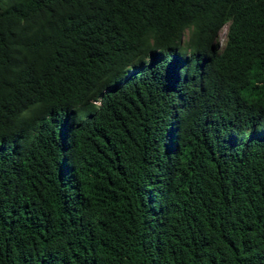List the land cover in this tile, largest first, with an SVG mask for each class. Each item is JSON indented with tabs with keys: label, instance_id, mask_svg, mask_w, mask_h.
<instances>
[{
	"label": "trees",
	"instance_id": "1",
	"mask_svg": "<svg viewBox=\"0 0 264 264\" xmlns=\"http://www.w3.org/2000/svg\"><path fill=\"white\" fill-rule=\"evenodd\" d=\"M0 264H264V0H0Z\"/></svg>",
	"mask_w": 264,
	"mask_h": 264
},
{
	"label": "rangeland",
	"instance_id": "2",
	"mask_svg": "<svg viewBox=\"0 0 264 264\" xmlns=\"http://www.w3.org/2000/svg\"><path fill=\"white\" fill-rule=\"evenodd\" d=\"M225 28L220 32V43L224 44L225 42Z\"/></svg>",
	"mask_w": 264,
	"mask_h": 264
}]
</instances>
